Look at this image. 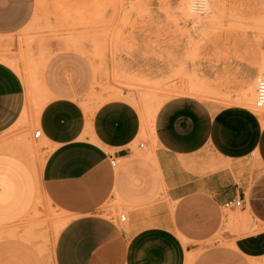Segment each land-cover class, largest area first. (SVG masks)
I'll list each match as a JSON object with an SVG mask.
<instances>
[{
	"label": "crops",
	"instance_id": "obj_1",
	"mask_svg": "<svg viewBox=\"0 0 264 264\" xmlns=\"http://www.w3.org/2000/svg\"><path fill=\"white\" fill-rule=\"evenodd\" d=\"M33 9L34 0H0V34L22 28ZM68 65L57 62L40 82L47 100L36 113L27 77L0 60V136L19 123L27 129L19 140L0 138V264H257L264 255L261 115L188 94L167 97L153 118L124 97L82 104ZM32 125L38 137L30 136ZM233 197L259 229L243 231L228 218L238 211L221 203ZM35 210L66 220L51 253L49 229L16 228ZM220 231L228 244L206 246Z\"/></svg>",
	"mask_w": 264,
	"mask_h": 264
},
{
	"label": "rangeland",
	"instance_id": "obj_2",
	"mask_svg": "<svg viewBox=\"0 0 264 264\" xmlns=\"http://www.w3.org/2000/svg\"><path fill=\"white\" fill-rule=\"evenodd\" d=\"M219 5L220 16L212 20L192 11L189 0H34L27 23L0 34V60L27 77L36 113L47 100L40 82L46 84L51 67L65 59L69 69H76V97L82 104L124 97L153 116L174 94L214 105L243 104V87L250 85L249 106L264 116V107L254 105V77L264 75V0H219ZM23 131L26 123H19L0 138L19 140ZM23 145L28 155L36 153ZM36 160L41 158L36 155L33 164ZM232 209L238 215L228 218L243 231L260 228L248 224L240 207L223 210ZM53 218V212L35 210L16 228L49 229L44 248L51 253L58 222L66 221ZM225 244L222 231L206 242L208 247Z\"/></svg>",
	"mask_w": 264,
	"mask_h": 264
},
{
	"label": "built area",
	"instance_id": "obj_3",
	"mask_svg": "<svg viewBox=\"0 0 264 264\" xmlns=\"http://www.w3.org/2000/svg\"><path fill=\"white\" fill-rule=\"evenodd\" d=\"M189 4L191 10L198 14H203L206 11L207 0H189ZM254 84H255V100L254 105L255 107L261 108L264 107V75L257 74L254 77ZM40 128H35L33 131V136L38 137L40 135ZM112 165H115L116 161L114 158L110 159ZM242 198L241 197H233L228 198L222 201L221 207L223 209H230L235 207H242ZM118 220L121 222L126 221V211L121 209L118 212ZM262 264H264V255L262 258Z\"/></svg>",
	"mask_w": 264,
	"mask_h": 264
},
{
	"label": "bare ground",
	"instance_id": "obj_4",
	"mask_svg": "<svg viewBox=\"0 0 264 264\" xmlns=\"http://www.w3.org/2000/svg\"><path fill=\"white\" fill-rule=\"evenodd\" d=\"M215 1V0H214ZM212 2V0H207V5H206V11L203 13V14H200V15H203V16H211L212 17V20L218 18L220 16V13H219V0H217L216 2ZM188 12V11H187ZM189 14H191L190 12H188ZM193 13V12H192ZM186 14V13H185ZM198 14V13H197ZM197 22H200V20H197ZM263 71H261V73H264V66H263ZM251 89H250V85L248 87V85H244L243 87V93H242V98L241 101H243V104H247V105H250L252 102H253V97L254 95H252L251 93ZM36 98H34L35 100ZM150 116H151V113H150ZM264 120V116H261ZM151 118H153L151 116ZM149 120V119H148ZM151 123V122H150ZM32 144V143H31ZM30 144V145H31ZM36 147V146H34ZM65 222V221H64ZM63 221H59L58 222V229L64 224ZM57 229V228H56ZM0 232H3L0 231ZM8 233H12V232H8ZM1 238V237H0Z\"/></svg>",
	"mask_w": 264,
	"mask_h": 264
}]
</instances>
